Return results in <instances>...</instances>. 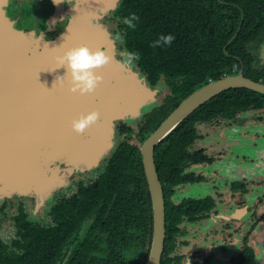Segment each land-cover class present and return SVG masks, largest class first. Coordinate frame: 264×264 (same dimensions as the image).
Listing matches in <instances>:
<instances>
[{"label":"trees","instance_id":"1","mask_svg":"<svg viewBox=\"0 0 264 264\" xmlns=\"http://www.w3.org/2000/svg\"><path fill=\"white\" fill-rule=\"evenodd\" d=\"M118 12L140 16L136 29L126 30L128 47L141 53L140 66L152 83L164 79L171 90L144 117L139 126L143 139L211 80L243 73L264 83V64L254 54L264 41V0H122ZM161 34L175 39L170 46L151 48ZM233 108L263 109L264 95L230 89L200 106L156 146L160 178L170 182L176 176L196 123ZM126 133L131 134L129 128ZM166 218L161 264H170L173 224ZM47 219L31 220L21 205L13 217L12 239L6 242L0 236V264H146L153 212L138 146L122 142L98 178L59 198Z\"/></svg>","mask_w":264,"mask_h":264},{"label":"flooded vegetation","instance_id":"2","mask_svg":"<svg viewBox=\"0 0 264 264\" xmlns=\"http://www.w3.org/2000/svg\"><path fill=\"white\" fill-rule=\"evenodd\" d=\"M44 1L43 8L54 7V0ZM14 2L10 0L7 8L10 18L15 15ZM121 2L63 0L64 11L74 10V27L81 33L74 47L85 45L93 50L101 49L112 56L113 63L97 69L103 81L94 93L75 98L72 106H65L64 117L52 128L46 142L34 148V159L26 163L16 160L14 169L3 166L5 177L0 180L7 185L3 187L5 190L9 191L21 174L25 175V183L41 191L47 181L56 179L63 158L67 159L63 162H66V171L73 170L74 166L77 174L101 166L94 178L78 179L77 176L75 193L81 182L88 184L98 178L119 145L134 134L135 128L139 132L144 117L171 94L164 79L152 83L139 61L128 70L116 63L121 60L122 52L130 50L122 14L117 13ZM77 14L82 18L76 19ZM69 18L66 16L63 23L59 22L47 32L45 21L48 18L44 20V15H35L30 26L38 35L44 32L46 39H53L60 33L59 28L64 29L69 24ZM118 33L123 35V42L115 38ZM143 108L149 110L133 126L136 120L133 119ZM233 110L196 123L194 138L186 146L176 176L170 182L159 176L166 217L168 215L169 223L173 224L167 252L170 264H264V108ZM92 111L100 113L96 125L83 135L70 131L69 143L62 138L73 120ZM127 128L131 134L126 133ZM119 138L122 140L116 144ZM61 139L66 143H61L58 153H53L56 142ZM79 161L90 166L82 170L77 165ZM61 197L56 198L53 205ZM7 200H2L0 214H5ZM173 217L178 221L174 222ZM164 252L165 246L163 255Z\"/></svg>","mask_w":264,"mask_h":264},{"label":"water","instance_id":"3","mask_svg":"<svg viewBox=\"0 0 264 264\" xmlns=\"http://www.w3.org/2000/svg\"><path fill=\"white\" fill-rule=\"evenodd\" d=\"M44 2L31 0L29 4L15 0V15L10 18L7 12L10 0H0L1 180L5 177L2 175L5 170L3 166L14 169L16 160L26 163L34 159V148L46 142L52 128L64 117L65 106H72L75 98H82L69 92L65 69L58 68L57 63V57L73 48L81 36L80 29L74 27V10L64 11L62 2H54L53 8H43ZM35 15H44V20L48 18L45 21L47 32L52 31L59 22H64L68 15L70 22L64 29L59 28L60 33L55 38L46 39V33L38 35L30 26L31 18ZM81 18L77 14L76 19ZM236 88H247L264 95V83L254 81L243 73L211 80L186 97L143 141L140 152L153 212V233L146 264H161L166 239L165 200L155 164L156 146L200 106ZM70 131L71 127L62 136L68 143ZM59 141L53 153H58L61 143H66L63 139Z\"/></svg>","mask_w":264,"mask_h":264},{"label":"rangeland","instance_id":"4","mask_svg":"<svg viewBox=\"0 0 264 264\" xmlns=\"http://www.w3.org/2000/svg\"><path fill=\"white\" fill-rule=\"evenodd\" d=\"M254 54L260 60L261 64H264V41L259 46ZM149 109H142L140 114L136 116L133 120H135L132 125L136 126V123ZM147 138V137H146ZM145 138V139H146ZM143 139L138 130L135 128V132L133 135H128L126 140L131 144L141 146ZM122 140V138L117 139L116 144H118ZM61 164L58 165L59 173L54 181H47L42 187L43 189L37 190L35 189L31 183H25V175H21L17 178L16 182L10 186V190L7 191L5 188L7 185L0 180V207L2 205V200L8 198L7 204L4 207L5 214H0V236L4 241L9 242L14 235V223L12 217L17 213L18 208L22 204L27 211L29 218L31 220H37L40 222L48 221L47 213L50 207L53 205V202L59 196H69L74 192L75 181L80 179L81 177L89 178L96 175V172L101 170V166L97 169L86 171L84 174H77L73 170L66 171V158L62 159ZM73 162V161H72ZM71 162V163H72ZM74 164V162H73ZM78 167L82 170L87 169L90 166L87 162L79 161L77 162ZM20 183L24 185H20ZM5 187V188H3Z\"/></svg>","mask_w":264,"mask_h":264},{"label":"clouds","instance_id":"5","mask_svg":"<svg viewBox=\"0 0 264 264\" xmlns=\"http://www.w3.org/2000/svg\"><path fill=\"white\" fill-rule=\"evenodd\" d=\"M54 2H63V0H54ZM139 22L140 16L134 12L122 18V23L126 26V29H136ZM115 38L121 42L124 39L123 35L119 33L116 34ZM174 39L175 37L171 34H161L149 46L153 49L170 46ZM121 57V60L116 63L121 68L128 70L141 59V53L126 50L121 53ZM57 63L59 65L58 68L63 67L65 69L64 77L68 78L70 84L69 92L84 96L97 90L103 81V77L98 74L97 69L112 64L113 58L101 49L93 50L81 45L64 51L62 55L57 57ZM99 119L100 113L97 111L81 115L78 119L72 121V130L77 134L83 135L87 129L96 125Z\"/></svg>","mask_w":264,"mask_h":264},{"label":"bare ground","instance_id":"6","mask_svg":"<svg viewBox=\"0 0 264 264\" xmlns=\"http://www.w3.org/2000/svg\"><path fill=\"white\" fill-rule=\"evenodd\" d=\"M33 119H34V117L32 118V120H33ZM39 119H41V118H39ZM39 119H38V120H39ZM32 122H33V121H32ZM30 180H31V179H30Z\"/></svg>","mask_w":264,"mask_h":264}]
</instances>
